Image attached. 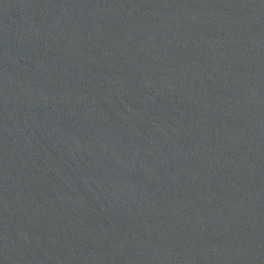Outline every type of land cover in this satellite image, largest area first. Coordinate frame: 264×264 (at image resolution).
Masks as SVG:
<instances>
[{"label":"water","instance_id":"obj_1","mask_svg":"<svg viewBox=\"0 0 264 264\" xmlns=\"http://www.w3.org/2000/svg\"><path fill=\"white\" fill-rule=\"evenodd\" d=\"M0 264H264V0H0Z\"/></svg>","mask_w":264,"mask_h":264}]
</instances>
